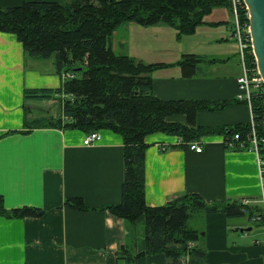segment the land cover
I'll return each instance as SVG.
<instances>
[{
  "label": "crops",
  "instance_id": "1",
  "mask_svg": "<svg viewBox=\"0 0 264 264\" xmlns=\"http://www.w3.org/2000/svg\"><path fill=\"white\" fill-rule=\"evenodd\" d=\"M25 1L30 0H0V7ZM225 4L211 8L191 33L179 37L163 23L129 22L115 32L122 53L135 62L158 65L150 72L152 96L200 103L194 124L204 129L250 121L248 105L237 99L241 65ZM184 55L196 59L190 77L182 75L179 65ZM61 82L52 59L26 57L15 36L0 31V206L6 212L29 208L36 213L19 218L0 214V264H166L161 252L131 259L145 248L143 216L127 224L104 209L120 202V134L100 128L99 140L83 145L85 132L48 124L65 119L64 96L23 98L24 88L53 89ZM164 120L186 122L182 113ZM187 142L201 145V152L187 149ZM144 143L146 206L184 194H196L206 204L247 200V206H258L256 155L250 149L226 147L220 132L186 142L153 132ZM179 143L184 145L175 146ZM160 145L175 147L161 151ZM69 198L79 199L85 209L65 204ZM202 217L203 231L193 243L203 248L204 264H262L264 230L258 223L246 215L226 217L220 212ZM231 218L237 225L229 224Z\"/></svg>",
  "mask_w": 264,
  "mask_h": 264
},
{
  "label": "trees",
  "instance_id": "2",
  "mask_svg": "<svg viewBox=\"0 0 264 264\" xmlns=\"http://www.w3.org/2000/svg\"><path fill=\"white\" fill-rule=\"evenodd\" d=\"M221 4H225L224 0H30L15 7H0V31L13 34L26 57L52 59L55 73L69 75L62 78L58 88H24L23 98L64 96L61 108L65 119L48 124L76 128L85 134L100 128L120 134L123 154L120 202L106 205L104 209L127 224L143 216L145 248L131 259L161 252L167 258L166 264H204L203 248L193 243L200 233L190 224L198 212H220L226 217L246 215L248 219L258 212L257 207L236 202L206 204L196 194L180 195L159 206L144 204L146 135L163 132L186 142L203 134L220 132L223 138L237 133L240 139L246 140L249 123L223 129L195 126L194 113L203 105L154 98L150 72L158 65L135 62L119 50L114 40L116 30L129 22L143 26L163 23L173 27L177 37L189 34L202 22L205 13ZM241 19L245 20L243 14ZM195 60L191 55L182 56L179 65L184 77L194 74ZM249 60L247 57V63ZM250 105L257 133L263 134L261 90L252 92ZM174 113L184 114L185 124L164 120ZM244 145L243 148L248 147L247 143ZM175 146L168 145V148ZM64 203L74 209H85L79 199H65ZM0 214L14 218L36 215L29 208L6 212L1 206Z\"/></svg>",
  "mask_w": 264,
  "mask_h": 264
},
{
  "label": "built area",
  "instance_id": "3",
  "mask_svg": "<svg viewBox=\"0 0 264 264\" xmlns=\"http://www.w3.org/2000/svg\"><path fill=\"white\" fill-rule=\"evenodd\" d=\"M227 4L229 11V19L231 24V33L236 43L237 53L240 59L241 72L236 78L237 83V99L244 101L249 109L251 108L250 99L254 90H261L264 92V85L261 77L258 74L255 57L251 48V41L248 28V13L242 0H224ZM245 17V20L241 19V15ZM249 57V63L246 59ZM68 74H62L61 77H68ZM264 107V106H263ZM264 111V110H263ZM256 123L253 121L252 113L250 109V121H249V133L246 140L239 138L237 133L223 138V143L228 148H243L245 143L256 155L257 171L260 178V198L258 200V212L252 213L249 220L254 223H258L264 230V117L261 120V128L263 134H258L256 129ZM99 132L92 131L86 133L82 139L83 145H90L99 140ZM185 147L196 153L201 152L202 146L196 142H187ZM159 149L165 151L168 149V145H160ZM247 200H241L239 203L247 205ZM262 264H264V255L261 258Z\"/></svg>",
  "mask_w": 264,
  "mask_h": 264
},
{
  "label": "water",
  "instance_id": "4",
  "mask_svg": "<svg viewBox=\"0 0 264 264\" xmlns=\"http://www.w3.org/2000/svg\"><path fill=\"white\" fill-rule=\"evenodd\" d=\"M248 13V28L251 48L259 76L264 85V0H242ZM264 106V92H263ZM249 228H237L244 232Z\"/></svg>",
  "mask_w": 264,
  "mask_h": 264
},
{
  "label": "rangeland",
  "instance_id": "5",
  "mask_svg": "<svg viewBox=\"0 0 264 264\" xmlns=\"http://www.w3.org/2000/svg\"><path fill=\"white\" fill-rule=\"evenodd\" d=\"M116 51V50H115ZM63 102V101H62ZM243 149H247V150H249V147H245V148H243ZM203 217H202V213L201 212H198L197 213V218H195L194 220H193V223L191 222L190 224H191V226L194 228V229H196V230H198L199 231V233H201L202 231H203V219H202ZM228 222H229V224L230 225H237L236 223V220L235 219H233V218H231V219H229L228 220Z\"/></svg>",
  "mask_w": 264,
  "mask_h": 264
}]
</instances>
